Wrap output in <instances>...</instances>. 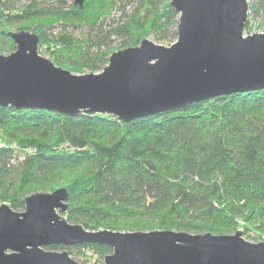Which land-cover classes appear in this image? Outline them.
<instances>
[{
  "label": "trees",
  "instance_id": "trees-1",
  "mask_svg": "<svg viewBox=\"0 0 264 264\" xmlns=\"http://www.w3.org/2000/svg\"><path fill=\"white\" fill-rule=\"evenodd\" d=\"M67 2L0 0V52L16 49L8 32L20 27L56 65L97 73L117 40L124 49L178 38L171 0ZM248 2L249 32L252 18L264 19V0ZM59 182L69 190L68 221L93 231L264 233V89L128 122L0 106V202L23 211L27 196ZM46 248L100 259L112 252L97 243Z\"/></svg>",
  "mask_w": 264,
  "mask_h": 264
},
{
  "label": "water",
  "instance_id": "water-1",
  "mask_svg": "<svg viewBox=\"0 0 264 264\" xmlns=\"http://www.w3.org/2000/svg\"><path fill=\"white\" fill-rule=\"evenodd\" d=\"M85 0H75L83 5ZM179 15L170 46L145 38L114 51L101 72L73 74L39 52V37L9 31L16 49L0 53V106L47 109L122 121L219 95L264 89V33L246 35L248 0H171ZM69 190L35 192L23 211L0 204V264H79L50 245L97 243L112 249L104 264H264V241L234 234L175 230H89L71 223Z\"/></svg>",
  "mask_w": 264,
  "mask_h": 264
},
{
  "label": "rangeland",
  "instance_id": "rangeland-1",
  "mask_svg": "<svg viewBox=\"0 0 264 264\" xmlns=\"http://www.w3.org/2000/svg\"><path fill=\"white\" fill-rule=\"evenodd\" d=\"M29 1L30 0H22L23 3H27ZM38 1H50V2H53L55 0H38ZM67 1H68L67 3L70 4L71 0H67ZM261 17L262 16H259V17H256V18L254 17V18L251 19V22H250V30H249V32L248 31H245V34L246 35L253 34L254 32H256V33H264V19L261 18ZM248 21H250L249 18H248ZM22 29L23 28H20V27H13L10 31H17V30H22ZM60 29H61V25H58L55 28L54 33H56L57 31H59ZM119 43H120L119 40H117L116 42H114V48L113 49H115V51L120 50V49H118ZM1 54L8 55L10 53H1ZM40 54L43 55V56L48 57L47 54H42L41 52H40ZM68 70H70V69H68ZM70 71L73 74H85V73H89L87 71H83V72H81V71L80 72H76V71H72V70H70ZM60 187H66V183H64V182H61L60 183L59 182L56 185L55 189L60 188ZM49 192H51V191H49ZM0 204H2V203L0 202ZM241 229H243V237L246 240L251 241V242L264 241V233H260L259 231L252 230L249 234H246V233H244V228H241ZM116 231H121V230H116ZM121 232H128V231H121ZM249 235H251V236H249ZM48 250H51V249H48ZM54 251L61 252L62 250L55 249ZM86 254L85 255H78V256L77 255H74V254H71V257L75 261H77L79 264H104V258L103 259H100L99 257H97L95 254H92L91 252H87Z\"/></svg>",
  "mask_w": 264,
  "mask_h": 264
}]
</instances>
